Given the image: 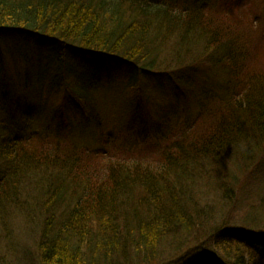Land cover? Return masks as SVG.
Segmentation results:
<instances>
[{
    "label": "trees",
    "instance_id": "trees-1",
    "mask_svg": "<svg viewBox=\"0 0 264 264\" xmlns=\"http://www.w3.org/2000/svg\"><path fill=\"white\" fill-rule=\"evenodd\" d=\"M233 9L227 0H0V42L27 32L117 58L136 82L156 74L178 96L180 75L184 85L196 78L202 87L188 92L198 100L194 117L174 128L166 116L164 132H155L154 144H163L152 149L155 168L121 158L90 172L81 164L90 152L74 147L73 136L63 139L64 128L73 130L63 107L51 133L25 132L27 119L0 121V210L27 208L38 217L24 234L37 238L33 248L0 241V264H14L17 251L26 264H166L205 242L224 263L264 264V193L246 208L240 194L251 183L264 186V72L254 66L264 28L219 19ZM9 86L1 76L8 100ZM108 140L91 155L106 153ZM52 166L57 172L46 175ZM241 207L240 223L226 219ZM217 214L220 222L206 226Z\"/></svg>",
    "mask_w": 264,
    "mask_h": 264
},
{
    "label": "rangeland",
    "instance_id": "rangeland-1",
    "mask_svg": "<svg viewBox=\"0 0 264 264\" xmlns=\"http://www.w3.org/2000/svg\"><path fill=\"white\" fill-rule=\"evenodd\" d=\"M227 4L235 5V9L230 10L233 15L226 11L225 15H219L220 20L231 17L240 30L247 29L251 20L256 24V31L264 28L263 0H227ZM157 5L165 7L164 4ZM1 40L0 61L5 66V71L0 75L9 81L10 100L4 99L3 89H0V121L7 116H12L17 121L27 119L25 122L28 127L25 132L31 134L30 131L36 130L38 133H51L59 122L54 120V116L63 107L65 116L74 130L64 128L63 139L68 140L66 138L73 136L74 147L86 150L91 155L103 140L110 139L108 141L112 147L106 149V153L91 157L88 155L89 162L81 163L90 172H99L96 170L99 166L108 167L121 158H125V161H138L141 165H154L155 168L156 152L152 149L161 150L163 144H154V136L158 130L164 132L166 125L162 123L166 116L171 117V127L176 128L180 123L185 125L198 112L195 106L197 98L188 93L197 94L201 90L202 87H199L200 83L196 78H192L193 84L184 85V78L180 75L181 78L176 81L180 83L184 94L178 96V92H181L175 91V86L173 88L163 79H154L156 74L150 76L152 80L148 79V75H144L141 81L136 82V79L128 74V66L119 59L81 50L77 45L63 46L54 39H40L27 32L1 35ZM259 49L254 66L256 70L264 72V48L261 46ZM84 108L89 115L85 114ZM43 109L46 111L42 114ZM21 115H26V118L23 119ZM167 133L172 137L170 132ZM54 144L55 142L46 146L51 157L54 156ZM67 145L69 146V143ZM68 146L62 145L61 149L64 151ZM36 149L38 150V147ZM75 152L81 153L78 150ZM62 158L63 156L60 161L64 159ZM66 160L68 159L63 161ZM55 166L59 167L58 160ZM5 170L6 166L0 162V171ZM39 170L41 175H45L44 167ZM259 170L263 171L262 168ZM47 171L46 175L57 172V169L52 166V169ZM35 193L31 194L34 196ZM254 193H264V186L251 183L245 192H240L243 208L254 204L252 197L250 198ZM228 210H231V207ZM241 212L242 207L237 214L228 213L226 219L240 223L243 219ZM37 220L38 217L27 208L15 211L12 206L4 205L0 210V241L23 243L26 240V250H30L35 245L34 239L37 238H33V235L24 238V234L27 226L31 223L33 227V221ZM220 220L221 215L217 214L206 226L219 223ZM10 232L12 234L8 236ZM232 235L247 241L248 238L254 240L248 233ZM0 246L3 245L0 243ZM190 248L185 251L183 257H176L166 264H208L206 260L210 261L209 264H228L216 259L210 242H205L203 248ZM259 251L264 255L262 248ZM32 253H35L34 249ZM18 254L17 251L12 255L11 261L14 264H26L28 261L25 257Z\"/></svg>",
    "mask_w": 264,
    "mask_h": 264
},
{
    "label": "bare ground",
    "instance_id": "bare-ground-1",
    "mask_svg": "<svg viewBox=\"0 0 264 264\" xmlns=\"http://www.w3.org/2000/svg\"><path fill=\"white\" fill-rule=\"evenodd\" d=\"M215 257H216V259H219L220 260V258L219 257H217L216 255H214Z\"/></svg>",
    "mask_w": 264,
    "mask_h": 264
}]
</instances>
